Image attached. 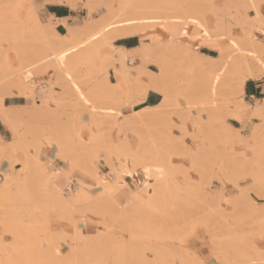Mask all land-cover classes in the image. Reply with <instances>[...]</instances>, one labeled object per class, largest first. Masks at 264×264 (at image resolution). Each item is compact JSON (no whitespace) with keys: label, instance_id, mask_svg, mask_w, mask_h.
<instances>
[{"label":"bare ground","instance_id":"obj_1","mask_svg":"<svg viewBox=\"0 0 264 264\" xmlns=\"http://www.w3.org/2000/svg\"><path fill=\"white\" fill-rule=\"evenodd\" d=\"M44 3L60 4L59 0H0V39L10 42L19 59L16 70L0 71V122L10 133L7 140L0 135V160L9 157L15 148L24 154V166L16 178L10 170L13 163L10 168L0 162V196L8 194L12 199H23L37 194L42 197L37 201L44 197L59 213L82 203L80 205L94 211L96 216L101 215V224H114L129 236L116 240L121 249L111 264H136L129 261L131 258L134 261L135 256L142 264L144 249L152 253L151 260L164 264L172 255L177 260L187 259V253L180 249L171 251L163 242L144 241L139 226L149 220L148 214L172 215L174 209L187 204L189 197L185 194L188 192L202 198L211 216L219 217H216L217 222L212 221L216 225L212 223L208 231V240L218 261L235 264L239 258L250 260L247 259L250 255L239 248L234 236L235 224L250 187H241L236 196L228 198L222 183L226 180L239 187V175L255 177L256 181L261 175L264 98L250 103L241 98V93L247 79L264 76V43L253 37V28L264 27L261 20L264 0H224L222 8L213 12V30L203 16L204 7L210 4L208 0H64L63 5L80 4L85 11L80 23H63L67 30L65 35L59 34L56 24L51 23L52 18L45 17L41 6ZM19 6H24V20L17 12ZM94 13L97 15L92 16ZM236 13L242 15L240 30L231 33L225 19ZM193 19L200 21L208 36L203 35L200 26L191 23ZM191 27L198 33L189 36ZM156 30L166 31V38ZM185 32L187 36L183 35ZM133 34L140 36L138 48L120 51L111 46L114 37ZM187 37L195 44L215 49L216 55L196 51L191 44L193 41ZM221 40L227 45L221 47L218 44ZM103 45L108 46L109 52L101 56L98 50ZM65 52L68 55L61 62L59 57ZM135 58L140 64L133 63ZM149 62L158 70H148ZM81 65L85 66L87 74L82 82L85 88H79L89 100V107L80 99L73 81L67 78L74 76L69 66L78 70ZM182 66L190 68L180 69ZM109 69L113 70L117 82L108 80ZM211 70L220 72L219 81L215 79L217 76H211ZM140 74L148 78V83L140 81ZM175 75L179 80H175ZM142 88L160 93L161 102L150 108L131 110L136 104L129 101ZM204 95L219 99L207 106H197L198 97ZM11 96L38 100L29 106L5 104V99ZM105 97L112 98L114 103L101 105L100 100ZM178 97L185 100V108L177 106ZM170 106L175 109L178 123L166 115ZM124 109H129V116L122 113ZM83 110L88 113L86 120ZM200 111H205L206 117H202ZM235 115L245 117V123L236 121L239 126L228 123L227 118L233 119ZM102 117L107 128L115 130L111 138L106 132L96 130L103 122ZM179 123H183V131ZM173 125L176 133L172 131ZM82 126L89 130L87 139L79 134ZM244 128L248 131L241 133L245 138L242 145L233 130ZM131 133L137 141L133 149ZM186 135L194 150L187 148ZM235 144L248 148L255 160H249L244 151L233 150ZM43 147L53 150V156L45 155L44 160ZM173 156L185 157L188 165L172 163ZM58 160L67 163L69 170L75 173L74 181L65 187H58L52 181ZM98 161L107 165V174L99 172ZM213 164L216 170L212 169ZM248 164L254 167L250 171ZM188 170L199 176L198 182L189 180ZM209 172L215 181L207 178ZM136 173L141 177L138 186L127 190L126 202L119 204L117 194L127 185V178L134 179ZM175 174L182 175L191 184L185 192L176 185ZM226 203L232 210L225 216L223 204ZM227 216L230 222L225 219ZM66 219L63 222H73ZM75 225L71 239L83 240L80 245L87 248L92 239ZM100 236L104 240L102 235L97 239L101 240ZM170 236L178 239L179 230H171ZM51 238L49 234L46 240Z\"/></svg>","mask_w":264,"mask_h":264},{"label":"rangeland","instance_id":"obj_2","mask_svg":"<svg viewBox=\"0 0 264 264\" xmlns=\"http://www.w3.org/2000/svg\"><path fill=\"white\" fill-rule=\"evenodd\" d=\"M208 1L210 4L204 7L205 11L203 13V16L204 19L206 20L207 26L213 30L215 27V15L213 12L217 13L219 9L222 8L224 0H208ZM23 7L24 6L17 7V12L24 20V18L22 17ZM73 9H76L77 11L76 14L79 15V20L77 22L75 20V23H80L82 19L85 17V11L83 10L81 5L80 7H75ZM96 15L97 14L94 13L92 16H96ZM241 18L242 15H237L236 13V14H232L231 16L225 19L226 21L225 25L230 29L231 33L239 32ZM253 31H254L253 37L256 40L264 43V27L262 26L259 29L253 28ZM156 32L159 33L160 31L156 30ZM188 33L189 36H192L194 33H198V32H195V30L191 27L190 29H188ZM160 34L163 39L166 38V31L164 32L161 31ZM190 38L191 37H187V39L193 41V39ZM191 44L193 45L196 51H198V49L202 46L201 44H195L194 41ZM218 44L221 47H224L227 45V42L225 40H221L218 42ZM107 50H108V46L103 45L99 47L98 53L99 55L102 56L109 52ZM18 64H19L18 55L11 46L10 42L7 39H0V71L1 70L14 71L17 69ZM149 65H154L156 67V70H151L149 68ZM151 68L154 69V67ZM186 68H190V66H182L180 69H186ZM147 69L155 72L158 70V67L154 63L149 62L147 64ZM68 70L70 73L74 74L72 78L73 84H75L76 87L85 88V85L82 83L83 79L85 78V75L87 74L85 66L81 65L78 68V70H74L72 66H69ZM175 74H177V72H175ZM210 74L212 77H215L218 74H220V72L217 70H211ZM177 78L175 80H179ZM139 79L143 83H148V78L144 74H140ZM108 80H109V74H108ZM114 82H117L116 77ZM56 90L59 91V89ZM11 97H15V96H11ZM214 99L218 100L219 97H214L213 95H204L201 97L199 96L197 99L198 100L197 106L200 105L207 106ZM25 100H26L25 106H29L32 102L38 99L36 98L35 100L33 99H25ZM11 102L12 99L10 98H6L4 101L5 104ZM113 103L114 100L110 97H105L100 100V104L103 106H110ZM177 104H178L177 106L181 109L186 107V102L181 97H178ZM89 106H90L89 103L86 104V107ZM174 111L175 109L172 106H170L169 108L166 109V115L172 117L174 123H178V118L176 117V115H174ZM193 113L196 114V111L193 110ZM200 113H202V117H206L205 111H200ZM82 114L84 120L88 119V113L85 110L82 111ZM124 115L129 116L128 113ZM102 121H103L102 123L96 126V130L106 132V136H108V138H111L112 136L110 135V133L112 129L107 128L105 118L102 117ZM227 122L233 124L232 121L227 120ZM2 126L3 125L0 124L1 135L3 139L7 140L8 138H10V133L6 130L4 126L3 127ZM188 128L191 129L189 125ZM172 131L176 133L177 129L174 127ZM88 132H89L88 128L86 126H82L79 134L83 139H87ZM130 135H131L130 137L131 142L134 144L136 136L134 133H131ZM184 141L186 143L187 148H189V150H194V148L192 147L191 139L187 135L184 138ZM136 145H137V141H136ZM233 150L244 151L246 157H248L249 153H251L248 150V148L246 147L244 148L240 144H235ZM23 156H24L23 152L20 149L15 148L13 149L9 157L1 158L0 162L5 167H10V164L13 163V166L12 168L10 167L11 168L10 170L13 176H15L14 178H16L17 174L24 166ZM176 162L177 163L180 162L181 164L183 163L184 165H188V161L185 157L173 156L172 163H176ZM97 167H98V163H97ZM215 167L216 166L213 164L212 169L216 170ZM253 168H254L253 166L248 164L249 171L252 170ZM98 170L99 172L103 171V169L101 168L100 170L99 167ZM188 175L190 177L189 180L191 182L196 183L199 181V176L196 175V173H194L193 171L188 170ZM182 177H183L182 175L175 174L176 185L181 187L182 191L185 192L191 186V184L188 181H185L184 178ZM207 178L209 180L213 178L210 172L209 174H207ZM213 180L215 181L214 178L211 181ZM250 186L251 185L249 182L243 180L239 181V187L234 186L233 184L224 180V183H222V190L228 198H231L236 196L238 191H240L241 187L249 188ZM39 196L40 195L36 194L35 196H28L23 199L22 197L21 198L19 197L17 199H12L8 194L5 195L3 194L2 196H0V264H111L110 261L113 259V257H115L116 254L117 256L119 255L121 247L119 243L116 242V240L119 239L120 236L122 238H128L129 236L127 233L120 231L114 224L106 225V226L104 225V223L101 224V221H99L101 220L100 214L98 215L97 213L96 216L94 214V211L91 212V209L90 210L89 208L86 209L85 208L86 206H82L80 205L82 203H78L77 206H75L74 208L73 207L69 208L68 210H66V212H64L66 214L65 217L68 219V221L71 222L73 221L72 224L74 223L76 224L75 226L80 227L82 223L89 221L86 215L92 214L97 218V224L99 225L98 231L94 235L87 237L92 239L91 244L88 245L87 248L85 247L82 248L83 244L82 246L80 244L83 242V240L75 241L71 239L72 233L64 236L62 233L58 234L50 229V222L53 219L64 221L65 217L63 215L65 214L61 210L59 211H61L63 215L60 214L61 212L60 213L57 212L56 209H54L55 206L54 208L53 206H51L52 207L51 208L49 206L50 204L48 205L45 202L44 197L41 201H37V199L39 200ZM185 196L189 197L188 202L182 208L174 209L173 214L176 213L175 216L173 214L161 215L160 213H153L150 215L144 212L143 214H148L150 218L144 224H141L139 226L141 229L140 237L145 236L144 241L149 243L163 242L171 251H175L178 249L182 250L179 247L176 248L171 245L174 244L179 245L181 237L186 235L189 231H191L194 228L197 237L195 241L197 243H201L202 247H200V249H192L193 253L196 256H199L200 258L215 259L216 264H224L218 261L216 255H214L215 253L214 250H212V245L208 240L209 227L213 226L214 222H217V218L219 217L212 214L213 216L212 218L210 212H208L207 207L203 203L202 198L198 197V195L193 196L192 194L190 195L187 192ZM41 198L42 197L40 196V199ZM34 199L37 201V203L34 202ZM32 201L35 203L36 207L34 203H32ZM79 205L81 206L80 208L83 207L84 210L83 208L82 209L78 208ZM223 207H224V211H223L224 215L225 216L229 215L228 214L229 210L232 208L231 205L229 203H226L223 204ZM148 215L147 216L144 215V216L147 218ZM63 217L64 220H62ZM225 219L228 222H230V217L227 216ZM67 223L69 225L71 224L70 222ZM214 225H216V223ZM224 226L226 227L227 224ZM173 229L179 230L178 239H174L173 237L170 236V232ZM262 229H264V204L261 203L258 196H255L252 193H250L248 189V192L243 200V211L240 215L238 222L235 224L234 236L236 237L237 244H239V248L244 250L243 252L246 253L247 255H250L249 258H247L250 260L239 258L235 264H248V262L251 260H255L257 261V264H259V261L262 259L261 254L259 251L254 250L251 247V245L255 243L257 244V247H259V236ZM162 233H164L165 235ZM49 234L52 235V238L50 240H46ZM99 235L104 236L103 237L104 240L101 239L102 238L101 236H100L101 240H99V238L97 239V236ZM123 235H127V237H124ZM63 241H65L66 243L65 245H66L67 253L65 254L60 250V244ZM77 242L79 243L77 244ZM129 249L130 248L126 250ZM5 253L7 257L9 256L8 259L5 256ZM142 254L144 256V259L147 258L151 260L152 253L150 252L149 249L148 250L144 249ZM133 259H135L136 261L135 260L132 261V258L129 261H131L132 263L135 262L136 264L140 262L139 260H137L138 258L136 256ZM176 260L177 259L175 258V256L172 255L169 259H167L164 262V264H169V262H174Z\"/></svg>","mask_w":264,"mask_h":264},{"label":"crops","instance_id":"obj_3","mask_svg":"<svg viewBox=\"0 0 264 264\" xmlns=\"http://www.w3.org/2000/svg\"><path fill=\"white\" fill-rule=\"evenodd\" d=\"M43 5L44 6H42V10H43L46 18L48 16H49V18H56L58 20H64L66 18L64 21H65V24H68V25H73L75 23V20H76V22L79 20V15L76 14V12H77L76 9H72V8L66 6V5L58 4V3H44ZM65 26L66 25H64V24H56V30L59 32V34L65 35L67 33V30L65 29L66 28ZM140 41L141 40H140L139 36L136 35V34H133V35H130V36L129 35L119 36V37L117 36V37H114L113 40H111V46L114 49H118L120 51H132L135 48H138L140 46V44H141ZM198 51H201L203 54H206V55H210L208 53H212L213 55L216 54V52H215L216 50L215 49H211V48H209V47H207L205 45H202L198 49ZM133 63L134 64H140V60L138 58H135ZM151 67H154V69H152ZM149 68L151 70H156V67L154 65H149ZM109 80L112 81V82L115 81V75L113 74V70L112 69H109ZM8 98L12 99V102L8 103V104H25V101H26L24 98H21V97H18V96L8 97ZM241 98L244 101H247V102H250V103L254 102L255 100L261 101V99L264 98V76H262V77H260L258 79L257 78H255V79L254 78L247 79L245 81V83H244V86H243V92L241 93ZM161 99H162V97H161L160 93H158L157 91L149 89V90L146 91L144 100L142 102L134 105L131 108V110H133L135 107H137L138 105H141V104H143L145 102H147L148 105H145V106H143V107H141L139 109L148 108V107L150 108V107L156 106L157 104H159L161 102ZM121 111L124 114L129 113V109H124V110H121ZM227 120L232 121L233 124L230 123L231 125L239 126V123L234 121V119L227 118ZM253 121H255V120L252 119V122ZM0 124H1V122H0ZM247 131L248 130L246 128H244L243 131H242V134H246ZM0 135H1V132H0ZM110 135L114 136L115 135V130L114 131L111 130ZM132 136H134V135H132ZM130 137H131V135H130ZM130 143H131V148L132 149L135 148L136 139H135L134 144L131 142V139H130ZM51 151H53V150L48 149V148L47 149L46 148L42 149V151H41L42 158L45 160L47 156H49V155L53 156L54 153L51 152ZM45 155H46V157H45ZM98 167H99L100 170H101V168L103 169V171H102L103 173H105V174L108 173V167L102 161H98ZM53 171H54L53 172L54 175H53L52 181L58 187H65L68 182H73L74 181L75 173L71 172L69 170V166L67 165V163H65L63 161L58 160L56 162V165H55V170H53ZM139 175L140 174H137V173L135 174V178L136 179L135 178L134 179L127 178V185L123 189H121V191L117 194V200H118L119 204H123V203L126 202L127 197H128L127 190H130V189L134 188L136 185L138 186V183L141 180V177ZM84 181L87 182V183H91V181L88 180V179H84ZM131 182H132V184H131ZM86 217H87V219L89 221H87L85 223H82V225L80 226L81 233L83 235H85V236L94 235L99 229V225L97 224V218L94 215H92V214H87ZM78 224H80V223H78ZM70 225L67 222H63L61 220L59 221V220L53 219L50 222V229L53 232H56L58 234L62 233L65 236L67 234L72 233L73 230H74V224L71 223ZM123 236L127 237V235H123ZM125 241L127 242L126 239H125ZM65 244H66L65 241L61 242V244H60V250L64 254L67 253ZM132 246L130 248H132ZM137 246L138 245L135 244V247H137ZM171 246H174L176 248L178 247L177 244H174V245H171ZM200 247H202L201 243H197L196 241H193L192 245H191V250L192 249H200ZM203 247H204V245H203Z\"/></svg>","mask_w":264,"mask_h":264},{"label":"snow or ice","instance_id":"obj_4","mask_svg":"<svg viewBox=\"0 0 264 264\" xmlns=\"http://www.w3.org/2000/svg\"><path fill=\"white\" fill-rule=\"evenodd\" d=\"M60 4H64V0H59ZM43 6V5H41ZM68 7H80V5H72L69 4ZM84 7H91V5H84ZM253 7H255V5H253ZM262 22H264V17L261 18ZM130 23H135V21H129ZM52 24H63L65 23V21L63 20H58L56 18H52L51 20ZM191 23L193 25H198L201 27V30L203 31V25L200 23V21H198L197 19H193L191 21ZM183 35L187 36V32L183 33ZM203 35L204 36H208L209 33L207 31H203ZM95 38V37H94ZM193 38H198V37H193ZM68 53L65 52L63 55H61L59 57V60L62 62L64 60V57L67 56ZM32 73L29 71V76H31ZM69 81L72 80V76H68L67 77ZM217 81H219V77L217 76L215 78ZM73 87L76 88V92L79 94L80 99L82 101H84L85 104L89 103V100H86L84 97V94L81 93V89L79 87H76L75 84H73ZM147 88H142L140 93L138 95L133 96L130 99V103L132 104H137L140 103L144 100L145 98V94H146ZM215 92V89H213V93ZM167 99V98H165ZM93 111H96L95 108L92 109ZM234 121H240L241 124L245 123V117L241 116V115H235L234 116ZM261 120L264 121V112H262L261 114ZM173 127H175V125H173ZM179 128L181 131L184 130V125L183 123H179ZM261 128L264 129V123L261 124ZM243 131V129H240L239 131L233 130L235 137L238 139L240 144H245V138L244 136L241 134ZM183 138L181 137V140ZM241 156H244V153H241ZM249 160H255V156L254 153H249L248 157ZM260 163H261V175H260V179L259 181L255 180V177H249L245 174H241L238 176V180H243L246 182L250 183V188H249V192L252 193L255 196H258L261 203L264 204V149H262L261 151V159H260ZM160 170V169H158ZM145 171H149V169H145ZM258 184V186H257ZM196 231L193 228L191 231H189L186 235L181 237L180 243L178 245V247H180L183 251H185L187 253L188 258L187 259H179L176 260L174 262H169V264H216L215 259L212 258H200L199 256H196L193 251L191 250V245L192 242L196 240ZM251 247L254 250H257L260 252L262 259L259 261V264H264V229H262L260 236H259V247H257V244L253 243L251 245ZM142 264H159L158 261L156 260H149L147 258L144 259V261H142ZM248 264H257V261L255 260H251L248 262Z\"/></svg>","mask_w":264,"mask_h":264},{"label":"trees","instance_id":"obj_5","mask_svg":"<svg viewBox=\"0 0 264 264\" xmlns=\"http://www.w3.org/2000/svg\"><path fill=\"white\" fill-rule=\"evenodd\" d=\"M208 54L213 55L212 53H208ZM145 105H148V103L145 102V103H143V104H141V105H138L137 107H135V109H139V108H141V107H143V106H145Z\"/></svg>","mask_w":264,"mask_h":264}]
</instances>
